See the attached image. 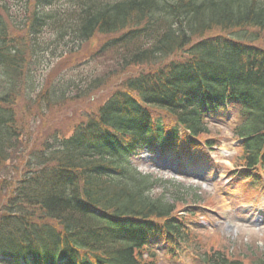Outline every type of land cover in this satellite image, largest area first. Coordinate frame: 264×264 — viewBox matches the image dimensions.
I'll list each match as a JSON object with an SVG mask.
<instances>
[{"label":"trees","instance_id":"16d2710c","mask_svg":"<svg viewBox=\"0 0 264 264\" xmlns=\"http://www.w3.org/2000/svg\"><path fill=\"white\" fill-rule=\"evenodd\" d=\"M14 2L0 0V264H156L151 238H162L170 251L193 241L188 218L177 207L200 201L196 192L183 194L194 186L167 182L171 191L154 197L162 179L132 169L118 146L126 135L129 143L162 138V147L181 152L205 131L200 106L211 95L227 94L221 103L237 101L247 114L235 133L243 139L244 164L254 168L264 158V47L258 42L259 33L264 36V0ZM216 30L224 34L209 35ZM97 34L109 39L87 63L111 47L116 73L133 63L149 64L157 65L158 77L127 78L139 98L114 93L69 136L50 133L31 149L20 175L7 178L6 162L19 155L30 128L40 127L33 117L25 131L18 109L46 110L104 83L95 77L84 78L82 87L76 79L55 87L39 74L42 64L49 67L77 52ZM152 108L173 117L175 128L168 129L173 127ZM228 253L233 255L210 245L199 263L264 264V255L247 262Z\"/></svg>","mask_w":264,"mask_h":264},{"label":"rangeland","instance_id":"374dc122","mask_svg":"<svg viewBox=\"0 0 264 264\" xmlns=\"http://www.w3.org/2000/svg\"><path fill=\"white\" fill-rule=\"evenodd\" d=\"M263 38L264 36L259 33L258 42H262L264 47ZM106 39V36L99 35L77 52L56 59L54 63L52 61L49 67L42 64L39 74H42V78H51L55 87H61L69 81L75 82V79L76 84L82 87L85 80L95 77L103 78L104 83L85 97L67 99L60 105H45L46 110L18 109V123L25 131H28L27 126L30 128L29 121L33 122V117L38 119L34 121V125L39 122L40 127L30 128L26 144L19 155L6 162L4 176L9 178L18 175L23 171L24 161L31 149L42 145L50 133L57 132L60 136H69L74 125L86 118L88 115L86 113L96 111L110 95L122 88L123 77L113 71L116 65L114 56L107 55L87 63ZM138 71L140 68L136 67L125 70V73L134 75ZM84 78L86 79L83 80ZM23 101L25 99L20 101V105H23ZM20 107L26 108L25 105ZM240 108V105L229 103L222 113L223 119L208 121L206 131L208 133L200 135L202 141L211 136L217 137L220 142L217 150L212 153L213 160L195 154L198 149L191 151L188 147H181L183 151L190 150V154L183 159L172 153L169 159L160 160L159 157L160 161H157V156L148 153L137 161L139 169L144 172L152 170L151 172L170 177L179 176L185 184L194 186L202 202L199 203L202 204L199 205L202 211L191 205L196 213L186 216L187 225L193 228L191 232L195 236L194 240L180 244L174 253L167 250L165 243L154 242V248L158 253L156 264H200L201 254L210 245L227 249L233 254L230 256L245 258L247 262L264 255V159L253 169L258 175L251 173L254 176L252 182L251 179L244 181L249 171L242 169L244 168L241 159L242 148L238 146L232 131L235 124L240 122L238 113ZM167 162L173 164L181 173H175L177 171L170 167L161 169L160 164L164 165ZM162 190L164 188L161 187L154 189L153 196ZM184 191L183 194L187 193L188 198L194 193L193 190ZM186 207L178 206L177 211L184 213Z\"/></svg>","mask_w":264,"mask_h":264},{"label":"bare ground","instance_id":"6f19581e","mask_svg":"<svg viewBox=\"0 0 264 264\" xmlns=\"http://www.w3.org/2000/svg\"><path fill=\"white\" fill-rule=\"evenodd\" d=\"M208 155V153H206ZM207 157V156H206Z\"/></svg>","mask_w":264,"mask_h":264}]
</instances>
